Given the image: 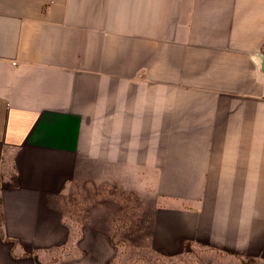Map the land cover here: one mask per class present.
Returning <instances> with one entry per match:
<instances>
[{
  "label": "crops",
  "instance_id": "obj_1",
  "mask_svg": "<svg viewBox=\"0 0 264 264\" xmlns=\"http://www.w3.org/2000/svg\"><path fill=\"white\" fill-rule=\"evenodd\" d=\"M9 162L0 264H112L122 164L149 253L264 264V0H0Z\"/></svg>",
  "mask_w": 264,
  "mask_h": 264
},
{
  "label": "rangeland",
  "instance_id": "obj_2",
  "mask_svg": "<svg viewBox=\"0 0 264 264\" xmlns=\"http://www.w3.org/2000/svg\"><path fill=\"white\" fill-rule=\"evenodd\" d=\"M15 165L11 162L2 165L0 186L8 187L15 184L12 178L17 171ZM128 167L129 164H122L120 194L116 196L121 204V212L117 213L112 232L117 250L112 264H242L236 257L219 255L205 247L194 248L191 253L170 260L149 253L144 248V235L148 230L147 221L151 215L152 197L146 195L147 185L144 176H138L135 180ZM109 181L112 185L113 180ZM114 182L118 183L119 180L116 179ZM1 222L0 212V225ZM58 249L65 251V245Z\"/></svg>",
  "mask_w": 264,
  "mask_h": 264
}]
</instances>
